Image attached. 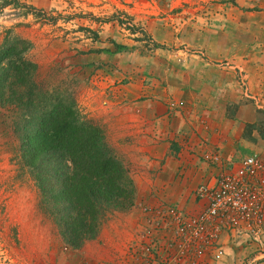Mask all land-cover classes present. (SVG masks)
Masks as SVG:
<instances>
[{"label": "rangeland", "instance_id": "1", "mask_svg": "<svg viewBox=\"0 0 264 264\" xmlns=\"http://www.w3.org/2000/svg\"><path fill=\"white\" fill-rule=\"evenodd\" d=\"M6 29L30 40L38 82L63 79L100 121L134 196L106 214L95 238L68 246L21 162L13 113L0 107V264H152L158 249L139 241L168 237L149 229L152 201L193 215L210 158L264 164V0H0V43ZM168 160L179 168L173 180ZM191 162L200 179L185 176ZM175 236L173 262L193 264ZM219 236L222 257L194 264H264V231L221 227Z\"/></svg>", "mask_w": 264, "mask_h": 264}, {"label": "trees", "instance_id": "2", "mask_svg": "<svg viewBox=\"0 0 264 264\" xmlns=\"http://www.w3.org/2000/svg\"><path fill=\"white\" fill-rule=\"evenodd\" d=\"M27 38L10 29L0 43V107L12 111L21 162L41 202L72 248L95 238L106 214L132 206L134 182L100 121L78 107L70 86H44L26 53ZM116 47L118 44L115 45Z\"/></svg>", "mask_w": 264, "mask_h": 264}, {"label": "built area", "instance_id": "3", "mask_svg": "<svg viewBox=\"0 0 264 264\" xmlns=\"http://www.w3.org/2000/svg\"><path fill=\"white\" fill-rule=\"evenodd\" d=\"M216 169L215 174L198 184L195 188L198 211L186 215L166 204H156L149 217V229L163 230L168 237L160 243L157 238L149 242L140 240V245L160 246L152 264H176L171 251L175 238L178 246L186 254L187 260L195 263V256L208 255L219 260L224 250L220 247L219 229L227 228L228 232L252 233L258 236L264 231V164L255 157H246L235 167H222L219 158L214 156L208 162ZM148 230H142L144 235ZM151 234V233H149ZM163 239V238H162ZM160 240V239H159ZM170 246V249H166ZM158 249V248H156ZM164 251V255L162 252ZM150 261V257L146 259ZM197 264L202 262L197 261Z\"/></svg>", "mask_w": 264, "mask_h": 264}, {"label": "crops", "instance_id": "4", "mask_svg": "<svg viewBox=\"0 0 264 264\" xmlns=\"http://www.w3.org/2000/svg\"><path fill=\"white\" fill-rule=\"evenodd\" d=\"M174 163H172V165H171L169 160H168V162L164 165V167H167V172L164 173V175L169 176L170 179L174 178V175L176 174L177 170L179 169V168H177V163H175V164ZM206 167H207V169H206L207 171L202 174L201 178H203V180L201 182H203L209 176L215 174V172H216V169L214 167L208 166V165ZM200 173H201L200 167H197L194 162H191L190 166L187 168V170L185 172V176H187V175L191 176L193 174V175H195V178L198 177L200 179V175H199ZM172 180H170V181H172ZM183 180L187 181L188 179H186L184 177ZM187 183L182 184V185H180V187H178L177 192L175 193V196L184 195V193L187 191V189L185 188ZM155 199L159 200L158 198H155ZM152 202H153L152 203L153 205L158 203L157 201H152ZM174 202H176L177 204H174ZM168 204H174V205L178 206L180 210H184L186 208V207H184L183 201L180 202V204H182V205H178L177 199H171V200L169 199ZM196 207H198V204L195 207L193 206V208H196Z\"/></svg>", "mask_w": 264, "mask_h": 264}, {"label": "flooded vegetation", "instance_id": "5", "mask_svg": "<svg viewBox=\"0 0 264 264\" xmlns=\"http://www.w3.org/2000/svg\"><path fill=\"white\" fill-rule=\"evenodd\" d=\"M156 248H158V251L156 250V252H157L158 255H159L160 251H162V248H160V246H157ZM156 248H155V249H156ZM166 249H170V246H168ZM167 254L171 255L170 252H168Z\"/></svg>", "mask_w": 264, "mask_h": 264}]
</instances>
